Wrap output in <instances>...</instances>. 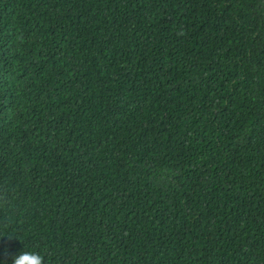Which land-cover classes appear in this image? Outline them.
I'll return each mask as SVG.
<instances>
[{
  "label": "trees",
  "instance_id": "16d2710c",
  "mask_svg": "<svg viewBox=\"0 0 264 264\" xmlns=\"http://www.w3.org/2000/svg\"><path fill=\"white\" fill-rule=\"evenodd\" d=\"M264 264V0H0V264Z\"/></svg>",
  "mask_w": 264,
  "mask_h": 264
},
{
  "label": "clouds",
  "instance_id": "9594fccd",
  "mask_svg": "<svg viewBox=\"0 0 264 264\" xmlns=\"http://www.w3.org/2000/svg\"><path fill=\"white\" fill-rule=\"evenodd\" d=\"M11 264H46V258L39 251L25 247L12 256Z\"/></svg>",
  "mask_w": 264,
  "mask_h": 264
}]
</instances>
